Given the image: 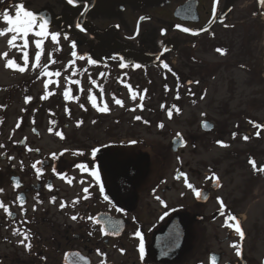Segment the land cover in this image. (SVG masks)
<instances>
[{
    "label": "flooded vegetation",
    "instance_id": "flooded-vegetation-1",
    "mask_svg": "<svg viewBox=\"0 0 264 264\" xmlns=\"http://www.w3.org/2000/svg\"><path fill=\"white\" fill-rule=\"evenodd\" d=\"M40 2L36 13L45 12L50 26L72 27L88 10L82 27L95 42L75 32L78 44L91 51H72L71 60L114 70H171L180 55L200 51L204 59H224L264 45L261 0ZM27 3L33 7L35 0ZM164 48L155 63L135 67L139 55L154 59ZM223 49L228 52L220 56ZM50 126L24 123L9 131L0 157V264H264V225L254 220L247 229L242 214L228 208L207 213L209 200L196 201L200 190L191 206L175 209L149 176L150 157L137 146L100 143L83 129ZM175 217L185 226L177 247L169 233Z\"/></svg>",
    "mask_w": 264,
    "mask_h": 264
},
{
    "label": "rangeland",
    "instance_id": "rangeland-1",
    "mask_svg": "<svg viewBox=\"0 0 264 264\" xmlns=\"http://www.w3.org/2000/svg\"><path fill=\"white\" fill-rule=\"evenodd\" d=\"M27 2L0 0L5 6L0 7V30L10 27L5 11L15 19L16 5L32 12L42 5L35 0L28 8ZM39 25L36 20L26 36L11 31L0 36V157L10 143V129L24 123L35 129H83L95 141L137 146L148 155L149 176L157 179L159 192H165L173 208L191 206L195 193L217 179L219 187L210 191L204 206L207 213L226 207L242 214L247 229L254 220L264 225L262 43L251 46L248 55L204 59L196 51L180 55L171 70L133 72L74 62L72 51L80 54L87 46L67 31L70 23ZM13 35L17 39L10 47ZM232 49L240 46L235 43ZM227 52L223 49L220 56ZM8 60L18 67H6ZM204 121L214 125L211 132L201 131ZM178 135L186 144L173 154L170 143ZM178 171L188 179H177Z\"/></svg>",
    "mask_w": 264,
    "mask_h": 264
},
{
    "label": "water",
    "instance_id": "water-1",
    "mask_svg": "<svg viewBox=\"0 0 264 264\" xmlns=\"http://www.w3.org/2000/svg\"><path fill=\"white\" fill-rule=\"evenodd\" d=\"M65 1L67 3H69L68 0H65ZM74 1L75 0H73V3H74ZM69 4H72V3H69ZM87 11L88 10L85 9L80 14V16L77 19H75V21L73 22V29L75 31H77L78 33H80L81 35H83L86 39H88V40H90L92 42H95V40L88 33H86L84 31L83 27H82V23H83L82 18H83L84 14ZM34 15H35L36 19L40 20L41 17L43 18V20L46 22L44 26H48L50 24V22H51L50 18L48 16H46L45 12H42V13H39V14H34ZM143 19H145V18H141L139 20V22H141ZM77 25H79V27ZM81 29H83V30H81ZM167 51L168 50L164 48L159 55L154 57V59H152V58H150L148 56L139 55L137 58H135L136 60H138V64H136L135 67H139L140 65H144V64L150 65L152 63H155L158 60V58L160 56H162L164 53H166ZM125 66H126L125 64L121 63V67L122 68L125 67ZM200 128H201V130L203 132L208 133V132H210L213 129V125L210 124V123H207V122H202L201 125H200ZM184 145H185V139L182 136H177V138H175V139H173L171 141V152L174 153V154L177 153ZM176 177L178 179H185L186 175L184 173H182V172H178ZM218 185H219V182L217 180H215L213 182V184H212L210 189H216L218 187ZM208 199H209V191L208 190H202V191L197 192L196 201L198 203L204 204V203H206L208 201ZM224 211H225V208L223 210H221L220 213H222ZM179 218L180 217H175L173 219V221L171 222L170 226H169V233L171 235V240L170 241L174 243L175 247H177V244H178L177 243V240H178L177 234H178L179 230L181 231L182 236H184V233L182 232L181 228L183 229V228H185V226L182 223H178L177 220H179ZM237 222H238V220H237ZM177 223L180 226L177 225ZM234 224L236 226H238L235 223V219H234ZM238 228L240 229V232H243V230H242V228L240 226H238ZM183 231H184V229H183ZM183 239H184V237H183ZM185 240H186V238H185ZM243 240H244V238H243V236H241L240 242H243Z\"/></svg>",
    "mask_w": 264,
    "mask_h": 264
},
{
    "label": "snow or ice",
    "instance_id": "snow-or-ice-1",
    "mask_svg": "<svg viewBox=\"0 0 264 264\" xmlns=\"http://www.w3.org/2000/svg\"><path fill=\"white\" fill-rule=\"evenodd\" d=\"M68 2L73 3V0H68ZM261 2L264 3V0H261ZM3 19H4V21H6L8 23V25L10 27L7 29H4V30H0V36H3L5 34V32H9V31L17 33V34L22 33L23 35L26 36L28 34L29 30L34 26V22L36 21V17L34 15V13L26 10L23 4L16 5L15 19H13L8 14L7 11L4 12ZM40 21H41V23L39 26L41 29H43L46 22L43 20L42 17L40 18ZM77 26L79 27V25H77ZM81 30H83V29H81ZM183 31L187 32V31H189V29L185 28V29H183ZM16 39H17V35H13L12 38L8 40V42H7L8 45L10 47L14 46L13 41ZM53 39H55V36H53ZM36 43H37V46L39 47L40 42L37 41ZM73 54H75V53H73ZM3 55L7 56V53H4ZM25 59H26V63H27V54L25 56ZM37 60H39V53L37 54ZM5 66L11 67V68H17L18 67V65H16L13 60H8ZM33 67H36V65L33 64ZM18 70L23 72L25 69L24 68H18ZM56 75H59V73H56ZM45 87H47V85H45ZM65 95H67V93H65ZM116 103L122 104V102L119 100H116ZM104 110H107V109L105 108ZM136 119H140V117H136ZM57 135H60V134L57 133ZM245 139H247V137ZM218 143L222 144V142H220V141H218ZM0 147H2V146H0ZM250 163H253V167L255 168L254 162L250 161ZM34 167H35V165H34ZM259 171H264V168L259 169ZM63 206L64 205L62 204L61 207H63ZM0 207H2V205H0ZM5 210L7 211V209H5ZM76 218H77L76 216L72 217L73 220H75ZM236 230H237V232H240L239 228H237ZM137 235H139V233H137ZM240 235L243 236V233L240 232ZM26 239H27V236H25V240ZM21 243H24V241H21ZM25 247H30V245H25ZM237 254H239V252Z\"/></svg>",
    "mask_w": 264,
    "mask_h": 264
},
{
    "label": "trees",
    "instance_id": "trees-1",
    "mask_svg": "<svg viewBox=\"0 0 264 264\" xmlns=\"http://www.w3.org/2000/svg\"><path fill=\"white\" fill-rule=\"evenodd\" d=\"M0 7L3 8V7H5V6L1 5ZM70 30H71V28H70ZM71 31H72V30H71ZM83 52H85V53H89V52H90V49L87 48V49L83 50ZM166 69H167V68H166Z\"/></svg>",
    "mask_w": 264,
    "mask_h": 264
}]
</instances>
